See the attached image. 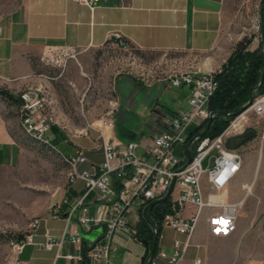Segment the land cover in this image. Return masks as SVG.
<instances>
[{"label":"crops","instance_id":"1","mask_svg":"<svg viewBox=\"0 0 264 264\" xmlns=\"http://www.w3.org/2000/svg\"><path fill=\"white\" fill-rule=\"evenodd\" d=\"M229 2L100 0L96 9L91 11L87 6L69 0H20L17 8L0 17V88L9 90L15 96L32 88L35 94L43 91L47 98L52 93L49 92L51 81L65 74L66 81H70L71 74L77 75L74 60H70L64 70L44 64L43 57L51 47H70L83 54L108 45L119 46L111 39L112 36L123 39L130 47L141 51L191 53L205 60L195 69L197 71H208L213 64L217 65V69L233 52L232 41L226 33ZM168 79L142 83L127 75L120 77L117 98L114 100L115 107L109 117L111 126L107 127H103L98 112H89L86 120L76 112L75 118L73 112L68 111L74 104L65 101L61 105L63 110L60 111L64 117L53 122L45 135V141L63 161L65 157H74L83 149L88 161L79 166V171L93 172L95 166L104 162L101 144L97 146L98 135L91 133L85 138L74 132H84L89 125L93 128L102 127L106 140L118 144H127L138 139L133 130H137L139 126L138 130L153 132L154 109L175 112L162 108L159 103L162 89L170 86ZM176 89L179 90L173 94L175 98L186 96L188 102L191 88L182 86ZM45 107L48 111V104ZM5 111L6 106L0 100V166H12L18 162L21 147L10 131V122ZM151 134L155 135L154 132ZM143 138L146 137L141 139ZM58 145L66 146V151H59ZM65 165L69 168L66 163ZM111 199L112 196L107 201ZM99 206L98 194L88 192L83 180H77L71 185L66 181L62 187L50 190L48 204L38 217L41 224L37 230L36 242L44 243L45 234L48 233L60 245L53 250H46L38 244L27 245L18 256L19 261L22 264H81L77 260L66 258L69 255L77 257L82 253V248L73 244L69 235L74 232L81 233L83 248L87 251L92 249L104 235L105 227L96 226L90 232H83L78 222L83 208L93 217L98 214ZM54 207L61 208V217H52L51 209ZM76 207L69 219V213ZM191 211L189 209L187 214ZM140 213V209L135 206L127 214L131 227L137 228L142 217ZM206 227L205 218L194 238L203 242V231ZM146 245L144 242L132 240L124 233L117 234L111 243L108 260H100L98 264H143L147 254ZM247 260L248 264H264V258L251 256ZM159 262L169 264L167 260Z\"/></svg>","mask_w":264,"mask_h":264},{"label":"built area","instance_id":"2","mask_svg":"<svg viewBox=\"0 0 264 264\" xmlns=\"http://www.w3.org/2000/svg\"><path fill=\"white\" fill-rule=\"evenodd\" d=\"M69 1L85 5L94 11L100 0ZM258 16L262 20L260 12ZM262 37L264 46V27ZM117 40L120 47H127L123 39L117 38ZM78 54V50L74 48L51 47L43 57V61L49 67L64 70L70 60H77ZM220 72L221 68L217 72L195 71L170 76L168 81L171 87L191 88L188 99L189 109L172 113L154 109L152 119L155 135L134 139L127 144H118L106 140L103 130L98 131L89 125L88 130H94L101 142L104 162L100 166H95L93 172L79 171V166L88 161L85 151L80 149L76 156L65 157L64 162L70 168L67 184L71 185L77 180H83L88 192L98 194L100 201L98 214L92 217L87 209L83 208L78 223L83 232H90L96 226H104L105 233L86 254L83 253L82 234L70 233V241L81 247L82 253L77 257L69 255L66 257L68 260H77L81 264H98L100 260H108L111 243L120 233L143 243L138 237L137 228L130 226L127 214L137 206L141 215L145 213L149 215L150 205L163 200L170 192L173 183L170 196L163 202H167L169 211L164 216L162 231L160 232L159 223L153 215H149V219L154 236L156 234L159 236L158 243L165 238L164 229L173 230L182 239L173 240L174 253L170 256L164 249H159L151 264H160V260H167L169 264L182 262L193 244L199 219L205 213L208 231L212 237L230 238L236 232L240 211L252 193L253 184L247 183L242 186L244 192L242 200L230 201V188L243 167L242 154L238 149L231 148L230 143L246 133L250 114L264 121V94L255 97L245 110L225 117L230 118L231 121L220 135L206 136L209 129L200 137L198 134L204 131L211 118L221 117L213 115L214 111L210 109L211 99L218 88L216 75ZM33 95L35 93L32 88L21 95L24 101L21 108L22 128L28 137L47 144L45 135L50 130L52 118L43 114L35 115L45 100L33 101ZM111 113L112 111L101 117L103 127L111 126L109 118ZM200 127V131L193 135ZM88 130L81 134L89 136ZM178 147L183 152V156L175 153ZM114 175L121 181L122 187L118 194L113 189ZM110 196L113 199L107 201ZM76 209L77 207L69 213V219ZM189 209L192 211L187 214ZM62 213L60 207L51 209L54 218L61 217ZM154 222L158 224L157 227ZM40 224L41 220L35 219L22 240L10 241L14 253L12 264H22L18 256L27 245L38 244L46 250H53L60 245L48 233L45 234L44 243L36 242ZM194 264H203V261L197 256Z\"/></svg>","mask_w":264,"mask_h":264},{"label":"rangeland","instance_id":"3","mask_svg":"<svg viewBox=\"0 0 264 264\" xmlns=\"http://www.w3.org/2000/svg\"><path fill=\"white\" fill-rule=\"evenodd\" d=\"M229 1L226 33L232 41L233 47L231 48L234 50L238 43L247 38L252 40L251 50L261 48L264 52L262 20L258 16L263 6V0ZM19 4L20 0H0V17L17 8ZM74 61L77 75L71 74L70 81H66L65 74L63 77L51 81L49 92L52 91V93L50 96L48 94L47 98L43 95L42 90V92L33 95V101L36 99L45 100L35 115L43 114L52 118L51 125L64 117L60 111L62 112L61 105L65 101L74 104L69 107L68 111L71 110L75 118L77 117L76 112L79 113L78 116L85 119L89 116V112L94 111L100 114L101 120L102 116L115 107L114 100L118 94L117 85L122 76L134 77L135 80L142 83H152L158 79H168L173 75L195 72L197 71L195 69L205 62L203 58L188 52L141 51L134 47L118 45H108L102 49L78 54L77 60ZM216 67L217 65L213 64L210 70L201 72H217L222 68L220 66L215 69ZM178 90L170 86L162 89V97L159 102L162 108L170 111L189 109L186 96L176 99L173 95ZM19 95L21 96L22 93ZM0 100L6 106L5 112L6 118L10 122V131L19 139L21 147L16 164L0 166V264H12L14 253L9 244V235L28 233L30 224L38 219L46 208L50 190L62 187L66 183L69 168L65 165L62 157L51 147H46L42 143L35 144L33 141L23 144L22 141L28 137L22 128V107L14 103L8 104L1 97ZM47 104L48 111L45 107ZM52 106L53 108H51ZM54 108L58 110L54 111ZM64 110H67L66 105ZM139 127L137 130H133L138 139L152 136L153 132L149 130L143 132V130H138ZM95 129L101 131L102 127ZM247 129L255 132V137L254 140L238 149L243 156V167L230 188V201L242 200L244 184H253V189L240 211L237 230L230 238H215L209 234L208 227H206L203 231V242L198 241L195 237L182 262L194 264L197 256L202 259L203 264H248L247 259L251 256L264 258L263 119L250 114ZM88 131L89 135L97 134L90 129ZM74 133L85 138L88 137L80 132ZM249 135L252 133L250 132ZM100 144L98 140L97 146ZM57 147L59 151H66V146L58 145ZM175 153L183 156L180 147L175 149ZM205 218L206 213L200 217L198 229ZM163 234L165 239L159 243V249H165L170 256L174 253L173 240L176 237L181 239L182 237L170 229H164Z\"/></svg>","mask_w":264,"mask_h":264},{"label":"trees","instance_id":"4","mask_svg":"<svg viewBox=\"0 0 264 264\" xmlns=\"http://www.w3.org/2000/svg\"><path fill=\"white\" fill-rule=\"evenodd\" d=\"M264 4V0L262 1ZM119 44V41H115ZM127 46L129 44L124 42ZM252 40L245 38L237 44L236 48L227 58L226 62L222 65L221 72L217 73L216 79L218 81V88L211 99L210 109L212 111H220L222 113L238 112L250 99L251 90L258 86L261 79V70L264 64V52L261 48L251 50L250 46ZM264 94V85L260 91V95ZM0 97L8 104H16L19 107L23 106V100L20 95L15 96L7 89L0 88ZM231 119L218 118L216 119L206 136L216 137L220 135L224 129L227 128ZM206 125V123L204 124ZM204 125L202 127H204ZM201 127L196 129L193 135L200 131ZM252 135H249V133ZM255 132L249 129L246 133L230 143V147L239 149L246 143L254 140ZM14 137H16L14 135ZM28 137V136H27ZM17 139V138H16ZM19 142V139H17ZM33 141L35 144H40L48 147V144L35 140L31 137L24 139L23 144H28ZM113 189L118 194L121 190V181L116 175L112 178ZM169 211L167 202L158 204L152 211L153 217L159 223L160 232L162 231V222L165 214ZM138 237L142 242H147V254L144 257L143 264L146 263L149 254L152 250L154 242V232L150 224L148 213L142 214L140 223L137 226ZM24 235L10 234L8 240H22ZM87 250L83 248V253L86 254ZM159 252V245L157 248Z\"/></svg>","mask_w":264,"mask_h":264},{"label":"water","instance_id":"5","mask_svg":"<svg viewBox=\"0 0 264 264\" xmlns=\"http://www.w3.org/2000/svg\"><path fill=\"white\" fill-rule=\"evenodd\" d=\"M260 14H261V17H262V27H264V4L261 7ZM111 39L113 41H116L117 38H116V36H112ZM263 85H264V64H263V67H262V70H261V79H260V82H259L258 86H256L255 88H253L251 90V94H250L249 101L247 102L246 105H244L242 108H240V110L238 112H241V111L245 110L249 105L252 104V102L255 99V97H257L258 95H260V91H261ZM235 114H236V112L231 113V114L230 113H222L220 111H214L213 112V115H218V116H221L222 118H225V117H228V116H233ZM216 118L217 117L211 118L210 121L207 123L204 131L201 132V133H199L198 136H200V137L203 136L211 128V126H212V124H213V122L215 121ZM173 187H174V183H173V185L171 187L170 192L167 194V196L163 200L158 201V202H154V203H152L150 205V207H149V215L150 216L152 215V211H153V209H154V207L156 205L161 204V203H163L164 201H166L168 199V197L170 196V194H171V192L173 190ZM154 225L157 227L158 224L154 222ZM263 231H264V226H263ZM158 240H159V236H158V234H156L155 237H154V242H153L152 250H151V252L149 254V257H148V259H147V261H146L145 264H151L152 263V260L155 258L156 254H157ZM144 243L147 244V242H144Z\"/></svg>","mask_w":264,"mask_h":264}]
</instances>
